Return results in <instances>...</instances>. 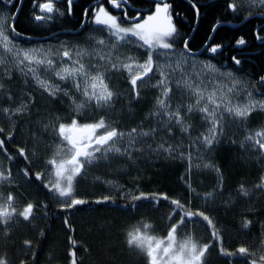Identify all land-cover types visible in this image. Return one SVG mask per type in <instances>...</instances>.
<instances>
[{"label": "snow or ice", "instance_id": "1", "mask_svg": "<svg viewBox=\"0 0 264 264\" xmlns=\"http://www.w3.org/2000/svg\"><path fill=\"white\" fill-rule=\"evenodd\" d=\"M186 2L195 11L198 21L200 8L205 5L200 4V0H196L195 3L191 0ZM135 3L136 0H89L87 6H83L82 19L78 21L79 30L73 33L77 37H81L88 30L100 33L99 38H83L82 43L86 47L73 44L69 40H61L55 34L47 37L50 41L55 40V45L38 43L33 47H21L16 43L18 39L31 41L32 37H22L21 33L16 31L15 21L19 15L16 0H7L9 8H16L15 13L11 11L6 14L0 13V45L12 57L11 67L5 64V74L10 77L14 69L26 78V82L30 76L41 93L48 98L59 99L62 93L71 101L66 114L52 116L53 123L50 126L45 125L46 130L51 127L53 138H58L60 141L52 153L53 158L41 157L52 179L46 181L43 170L32 171L33 161L29 159L28 149L25 147L16 149L17 156L26 161L25 167L18 168L17 172L24 177L25 181L31 183L34 179L48 194H54L61 201L58 204L61 212L71 213L78 206L89 203L88 200L79 197L77 189L79 180L92 166L109 163L112 158H127L130 163L134 162V157L141 156L144 152V149L137 145L142 144L149 136H155L157 132L156 127L148 131H144L142 127L139 130L138 127H131L130 130L123 131L119 125L113 126V123L109 122L110 117L104 113L118 95L110 90V85L106 82L110 73L127 72L126 82L129 87L130 103H140L141 93L138 85L149 80L151 74L159 73L157 86L160 89V96L155 99L156 111L149 115L159 116L160 127L169 135L175 134L174 125L179 127L181 133L190 134L192 126L186 124V119L194 111L202 115V119L209 125L206 134L201 133L194 139L190 138L187 154L179 151L182 145L174 147L169 144L165 147L163 143L158 144L156 148L149 145L148 150L158 155L163 152L167 158L173 159L176 158L174 154L179 151V160L186 162L184 172L178 177L181 182L190 181L193 167L199 170L202 165L203 169L214 172L216 183L212 186V190L203 194L205 202H214L218 196L224 195V174L221 167L213 162L204 163L205 155L200 153L199 148L196 149L195 159L201 163L193 165V148L199 145L206 153H213L224 134L225 114L246 122L254 114V110L259 109L264 112V99L253 98V93L264 87V74L258 75V79L253 83L252 73L237 75V72H242L240 67L242 61L235 56L231 58L235 71L227 70L226 64L217 66L211 61L198 59L206 54L215 58L223 45H212L210 36L202 51H194L190 47L191 37L182 34L174 22L172 3L168 0H148L147 8H136ZM249 3L250 6H255L256 0H249ZM76 4L77 0H66V11H60L53 0H45V2L33 0V9L34 11L38 9L40 14L34 15L32 19L37 23L50 22L56 12H59L62 17L72 16ZM106 4L108 7L105 6ZM259 6L264 7V0H259ZM20 7H22V0H20ZM109 8L119 10L122 15L113 14ZM130 9L134 15L129 14ZM227 9L236 13L238 6L234 2L228 3ZM245 19L249 17L246 16ZM218 26L217 24L213 27V34ZM260 32H264V26L257 29L255 36L257 40L264 42V35H260ZM246 43L243 36L235 39V44L238 46L246 45ZM178 45L182 46L177 47ZM123 52H142V55L139 57L126 55L121 58ZM85 58L89 63L83 62ZM93 60L95 63H91ZM4 63V60H0V64ZM41 70L51 73L60 82L70 81L72 89L78 94L79 102L73 99L69 90L61 87L60 83L50 78H42ZM177 72H179L178 78ZM173 81L177 89H182L190 99L194 100L193 103L187 104V113L183 105L178 104L173 110L169 104L174 91L171 86ZM221 81H226L227 86ZM209 87H211L210 91H208ZM241 93H247L246 102H238ZM260 95L264 96V92ZM8 99L11 100L12 96L9 95ZM28 100L30 102L33 100L31 93L28 94ZM88 109H92L95 116L89 122L81 123L80 120L87 116ZM28 110L29 104L23 101L15 108L3 109L5 113L12 115L24 114ZM244 131L246 135L240 146L243 148L245 144H250L252 149L259 153V158H264V126L254 132L245 127ZM15 135L16 124L13 121L10 120L8 129L0 127V137L6 136V139H0V152L9 162V167H0V184L7 183L10 188L18 187L11 170V164L16 160V156L9 154L6 143L15 140ZM118 142L123 143V148L117 147ZM32 155L35 156L36 153ZM142 179L143 177H139L129 186H120L122 195L126 198L130 197V207L133 210L141 201H148L157 207L161 201H166L172 208V213L167 218L168 227L165 237L158 238L151 235L149 230L153 228V225L142 221H137L123 231L125 244L129 249L135 248L141 253L146 264H205L206 254L213 245H219L218 252L221 258L231 257L233 260L242 258L246 264L264 262V222H260L261 231L255 237V249L250 245L242 244L234 252L229 251L224 247L223 229L217 227L218 220L214 222L213 217L206 214V211L194 212L186 209L181 198L170 199L166 192L157 194L140 191ZM258 180L259 183L254 184V188L258 192H264V174L260 175ZM186 187L188 196L183 199L186 201L191 198L201 199L200 194L196 193L190 182L186 184ZM126 188H131L138 194L130 195ZM232 195L248 199L249 190L241 183ZM14 199L15 196L11 193L7 196L0 193V201H4L0 203V223H6L7 219L15 213ZM93 202L96 204L113 202V198L103 195ZM37 207L43 209V214L47 216L49 203L40 202L37 206L33 201L24 206L26 211L21 213L22 218L28 221ZM241 215V231H250L257 222L255 208L250 206ZM248 216H252L253 219L247 218ZM197 219L203 221L211 230V241L200 244L192 236L178 240L177 234L185 221ZM63 223L66 229L72 230L68 216L63 218ZM69 256L72 258V264H76L74 251L70 252ZM0 264H6V262L0 260Z\"/></svg>", "mask_w": 264, "mask_h": 264}, {"label": "trees", "instance_id": "2", "mask_svg": "<svg viewBox=\"0 0 264 264\" xmlns=\"http://www.w3.org/2000/svg\"><path fill=\"white\" fill-rule=\"evenodd\" d=\"M27 2V1H26ZM89 0H81L76 4L72 16H63L55 24L30 22L27 18V9L23 5L16 18V30L31 37L42 36L53 31L70 30L74 31L82 19L83 6H87ZM173 4V19L180 32L189 36L196 21L195 11L189 6L186 0H169ZM195 3L196 0H191ZM234 0H200V4L205 7L200 8V16L196 28L190 39V47L195 51L200 49L208 40L212 28L221 22L238 23L250 14L251 9L238 6L236 13L227 9L228 3ZM235 3V2H234ZM25 4V2H24ZM199 7V5H198ZM264 10V7H262ZM261 11V10H260ZM255 12H259L256 10ZM258 18H249L236 27L222 24L212 35L211 44L223 45L222 50L213 58L210 54L201 58L211 61L219 66L228 65L227 70L235 71L232 57L242 61V72H237L238 76L243 73L253 74V83L258 79V75L264 74V42L257 43L254 30L257 26ZM60 33L59 38L69 40L73 44H81L83 38H99L100 33L88 30L81 37L73 35L70 31ZM261 33V32H260ZM243 36L246 45L238 46L235 39ZM55 42V40H52ZM20 44H32L38 41H27L18 39ZM182 45H178L180 47ZM211 46V45H209ZM233 50V51H232ZM126 55L141 56L142 52H123L121 57ZM249 57V58H248ZM200 58V57H199ZM127 72L110 73L106 82L110 85V90L117 93L116 99L111 107L104 113L110 117L109 122L113 126L119 125L123 131L130 130L131 127H140L148 131L152 127L157 128L155 136H149L137 147L143 148V155L134 157V162L130 163L127 158H112L109 163L92 166L86 175L79 180L78 195L89 203L78 206L71 213L61 212L58 208L59 201L53 195L47 193L39 182L31 183L25 181L24 177L17 172L18 168H23L26 161L16 154V149L25 147L29 150V159L33 161L32 171L45 170L41 157L45 159L53 158L52 153L59 139H54L51 127L47 130L45 125L53 123L52 116H61L69 110V99L60 94L59 99L47 98L41 93L28 89L33 100L29 104V110L13 116L5 113L4 108H12L17 100L23 95L16 79L0 77V127L8 129L10 120L16 124L15 140L8 141L6 147L9 154L16 156V160L11 164L14 179L18 187L10 188L7 183L0 184V193L7 196L9 193L15 196L14 206L21 208L29 202H35L39 206L40 202L49 203L47 216L43 214V209L37 207L28 221L20 219L15 222L0 223V260L6 264H72L69 253L74 251L76 264H146L145 258L135 248L129 249L125 244L124 229L136 224L137 221L150 223L153 228L150 234L158 238L166 236L168 227L167 218L172 213V208L166 201H161L157 207L148 201H141L134 210L130 207V197L122 195L120 186H129L139 177L140 191L145 193L166 192L170 199L181 198L185 208L191 211H206L210 214L214 222L218 220L217 227L223 229V244L229 251H235L240 245H250L255 249V237L259 235L260 222H264V192H258L254 184L259 183L258 177L264 174V158L251 152L247 146L242 148L241 142L244 140V128L253 129L264 124V114L254 112L245 122L225 126L221 142L216 146L213 153L204 151V163L209 161L221 167L224 174V195L218 196L213 201L191 198L189 201L183 199L188 196L186 184L191 183L196 193L200 195L212 190L216 183V175L210 170H195L193 167L190 181L183 182L178 177L184 172L186 162H181L178 157L167 158L166 154H156L148 150L160 143L174 147L183 145L186 147L190 143V138L194 139L202 131L201 123L203 119L195 112L189 117L191 125L190 134L178 135L174 128V135H169L157 122L152 113L153 89L150 82L139 84L141 93L140 103H130L129 87L126 82ZM63 88L69 89L68 86ZM260 91V92H259ZM264 92V87L259 88L257 94ZM256 93V92H255ZM9 95L12 99L9 100ZM264 97V96H262ZM29 101V100H28ZM27 102V101H26ZM95 116L93 110L87 112V116L80 120L81 123L89 122ZM66 122V121H64ZM39 133V135H36ZM0 139H6L0 137ZM235 141V143H233ZM184 152V150H182ZM32 153H36L35 156ZM201 163V162H199ZM196 163H193V165ZM9 167V162L0 152V167ZM111 181L112 183H108ZM243 183L249 190V198L242 199L235 195V190ZM130 195H137L136 191L126 188ZM103 195L113 198V202L96 204L93 201ZM255 208V218L257 222L250 231H241L242 213L249 207ZM68 216L72 224V230L66 229L63 218ZM247 218L253 219L252 216ZM178 219V217H177ZM175 222V221H173ZM211 230L199 219L185 221L179 230L177 238L181 240L187 236L200 244L211 241ZM75 244V247H73ZM219 245L213 247L206 254L205 264H246L242 258L233 260L231 257L224 259L218 252ZM259 254V253H258ZM264 264V262H261Z\"/></svg>", "mask_w": 264, "mask_h": 264}, {"label": "rangeland", "instance_id": "3", "mask_svg": "<svg viewBox=\"0 0 264 264\" xmlns=\"http://www.w3.org/2000/svg\"><path fill=\"white\" fill-rule=\"evenodd\" d=\"M234 2L237 5H239L240 7L247 8V9H252V8L260 7L259 6V0H256L255 6H250L249 0H234ZM62 40H64V39H62ZM16 43L19 44L21 47L28 48V47L36 46L38 43H45V44L51 43V44L55 45L56 44V41L55 42H52V41H38V42H34L32 44H20V43H18L16 41ZM80 46L81 47H86V45H84V44L83 45L80 44ZM121 58H123V57H121ZM198 59L206 60V59H203L201 57L200 58L198 57ZM0 60H4V62H5L4 64H0V77L2 76L3 78H6V79L7 78H11L12 80L13 79H16L15 82H17L18 85L20 86V89L23 90V95L20 96V98L17 100V102L14 104V107H12V108H15L21 101H23L25 104H30V101H28V89L31 90V88H32L34 91H36L38 93H41L38 85H36L35 81L30 76L27 78V82H26V78L23 77L18 71L14 70V69H13L10 77L5 74V64H7L8 67H11L12 57H11L10 54H8V53L5 52V50L3 49L2 45H0ZM206 61H208V60H206ZM83 62H85L86 64L89 63L86 58H85V60ZM65 63H67V61H65ZM91 63H95V61L93 60V61H91ZM41 76H42V78H50L54 82L60 83L61 84V87L68 86L69 87L68 90L70 92V95H72L73 99H77V102H79L78 94H76L75 91L72 89V86H71V82L70 81H68V82H60V81L56 80V78L54 76H52L51 73H45V72H43V70H41ZM176 77L177 78L179 77V72L176 73ZM158 79H159V73L157 72V73L151 74V78L149 80H147L148 82H150L151 87L153 89V96L151 97V101L153 102L152 103V107H153V111L152 112H155L156 111V108H155V99L158 96H160V89L157 86ZM221 83H224L225 86H227V82L226 81H221ZM171 86L173 87L174 91L171 94V99L169 101L170 106L173 108V110H175L176 105H178V104L183 105L184 106V109H185V113H187V107H186L187 104L188 103H193L194 100L193 99H190L189 96H188V94L186 92H184L182 89H177L175 87L174 81H173V83H172ZM210 90H211V87H209L208 91H210ZM249 91H251V89H249ZM257 92L256 93H253V98L256 99V100L264 99V97H262L261 95H258ZM41 95L45 96L46 99L48 98L46 95H44L42 93H41ZM246 97H247V93H241L240 94V99H239L238 102H240V103L246 102ZM70 104H71V101L69 100V105ZM89 110L91 111L92 109H88V111ZM195 112H197L201 116V118H202V115L198 111H194L193 113H195ZM254 112H261L262 114H264V112H262L259 109L254 110ZM17 114L18 113H16L15 115H17ZM15 115H13V116H15ZM189 117L186 119V124L187 125H189V123H190L189 122ZM153 118L157 122V126H159L158 121L161 118L159 116H155ZM223 123H224L223 132H224L225 126L227 127V126L236 125V124H239L240 125L242 123V121L241 120H238V119H233V117H231L230 115L225 114L224 115V119H223ZM201 125H202V127L199 129V131H202L201 133L206 134V129H207V127L209 125L204 120L202 121ZM261 126H264V124H262ZM261 126H259L257 128H253V129H251V131L254 132V131L258 130ZM174 128H176V130H177V133L176 134H178V135L179 134L180 135H185L186 134V133H181L178 126H175L174 125ZM160 129H163V128L160 127ZM243 135L245 137L246 132H244ZM124 143H126V142H124ZM183 145L184 144H182V147L180 148L179 151H182V150L185 149V151H186L185 154H187V150H188V145L189 144H187L186 147H183ZM123 146H124L123 143H120V142L117 143V147L123 148ZM245 146H247L248 149L251 152L256 153V154L259 155L258 152L254 151L252 149V147H251L250 144H245ZM197 148H199L200 153H204V151H205L199 145H196V147L193 148V157H194L193 163H199L200 162L199 160L195 159V157L197 156V151H196ZM179 151H177L174 154L176 157H179ZM161 153H163V152H161ZM194 169L197 170L195 167H194ZM203 170H205V169H203ZM44 172H45V180L46 181H47V179H52V177H50L48 175L47 168H45ZM200 196H201V200H204L203 199V194L200 195ZM58 201H59V203L61 202L59 199H58ZM3 202L4 201H0V203H3ZM15 209H16L15 213L10 218L7 219V222L6 223H8V222H15V221H18L20 219H23L22 216H21V213L26 211L25 208L24 207H21V208L16 207ZM177 239L178 240H181L180 238H177Z\"/></svg>", "mask_w": 264, "mask_h": 264}, {"label": "flooded vegetation", "instance_id": "4", "mask_svg": "<svg viewBox=\"0 0 264 264\" xmlns=\"http://www.w3.org/2000/svg\"><path fill=\"white\" fill-rule=\"evenodd\" d=\"M27 1V2H26ZM81 0H77V3H79ZM24 2H25V4H24ZM39 2H45V0H39ZM168 2H169V0H168ZM53 3H54V5L57 7V8H59L60 9V11H66V0H53ZM16 4H17V7H19V11L21 10V8L23 7V5L26 7V9H27V18L30 20V22L32 21V22H35V24H38L36 21H34L33 19H32V17L34 16V15H37V14H40L39 13V10L38 9H36L35 11H34V9H33V0H22V7H20V0H16ZM106 7H108V5L106 4L105 5ZM135 7L136 8H147L148 7V0H136V3H135ZM109 10L110 11H112L113 12V14H115V15H122V13L121 12H119V10H113V9H111V8H109ZM256 10H261V11H259V12H255ZM8 11H11L12 13H15L16 12V8H9L8 7V5H7V0H0V13H7ZM264 14V10H262V8L261 7H257V8H252L251 10H250V14L249 15H251V14ZM129 14L130 15H134V12H132L131 11V9L129 10ZM196 14V13H195ZM62 18V16H60V13L59 12H56V13H54L53 14V20L52 21H50V22H45L46 24H55V23H57V21L58 20H60ZM253 18H258L260 21L259 22H257L258 24H257V26H256V28H255V30H254V35L256 36V34H257V29L260 27V26H264V18H260V17H253ZM80 27V24H79V26L76 28V29H78ZM75 29V30H76ZM63 30H65V29H62V30H58V31H53V32H50V33H48V34H44V35H42V36H35V37H45V36H49V35H51V34H53V33H56V32H59V31H63ZM17 31V30H16ZM18 32V31H17ZM61 33H66V32H61ZM60 33H57V34H55L56 36H58ZM260 35H264V32H261V33H259ZM21 35H23V34H21ZM28 36V35H27ZM59 39H61L62 40V38H59ZM32 40H34V41H50V40H48V39H44V40H35V39H32ZM66 40V39H65ZM52 41V40H51ZM53 42V41H52ZM256 42L257 43H261L262 41H259V40H257L256 39ZM13 207H15L14 206V202H13ZM16 208V207H15Z\"/></svg>", "mask_w": 264, "mask_h": 264}, {"label": "water", "instance_id": "5", "mask_svg": "<svg viewBox=\"0 0 264 264\" xmlns=\"http://www.w3.org/2000/svg\"><path fill=\"white\" fill-rule=\"evenodd\" d=\"M247 17H249V18H253V17H260V18H264V15H262V14H251V15H248ZM246 19L244 18L242 21H240V22H238V23H234V24H231V23H225V22H221V23H218V25L220 26V25H222V24H225V25H228V26H231V27H236V26H238L239 24H242L244 21H245ZM196 25H197V17H196V21H195V24H194V27H193V29L191 30V33H190V37L192 36V34H193V32H194V30H195V28H196ZM217 25V24H216ZM215 25V26H216ZM213 29V28H212ZM77 30H79V28L78 29H76V30H74V31H70V30H65V31H70V32H72V33H74L75 31H77ZM61 32H64V31H59V32H56V33H53V34H57V33H61ZM52 35V34H51ZM212 35H213V31H211V34H210V36L212 37ZM22 37L23 36H27V35H21ZM50 36V35H49ZM49 36H45V37H32V39H36V40H44V39H47V37H49ZM209 36V37H210ZM31 37V36H30ZM41 38H44V39H41ZM204 46V45H203ZM203 46L200 48V49H198V50H200V51H202L203 50ZM196 51V50H195Z\"/></svg>", "mask_w": 264, "mask_h": 264}, {"label": "bare ground", "instance_id": "6", "mask_svg": "<svg viewBox=\"0 0 264 264\" xmlns=\"http://www.w3.org/2000/svg\"><path fill=\"white\" fill-rule=\"evenodd\" d=\"M260 11V10H259ZM36 40V39H35ZM233 51V50H232ZM249 58V57H248ZM260 92V91H259ZM21 211V210H20Z\"/></svg>", "mask_w": 264, "mask_h": 264}]
</instances>
